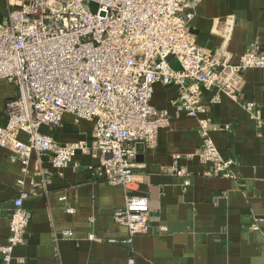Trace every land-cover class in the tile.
Returning a JSON list of instances; mask_svg holds the SVG:
<instances>
[{
    "label": "crops",
    "instance_id": "1",
    "mask_svg": "<svg viewBox=\"0 0 264 264\" xmlns=\"http://www.w3.org/2000/svg\"><path fill=\"white\" fill-rule=\"evenodd\" d=\"M188 1L195 11L189 29L199 46L231 63L247 50L264 49V0ZM17 6L16 0H0V22ZM16 94L15 85L0 80L1 125L7 123V101ZM216 94L221 100L211 104L209 115L223 128L211 136L221 156L235 160V176L207 175L213 164L197 153L198 120L177 111L175 85L157 83L152 104L169 112L170 123L154 146L137 149L134 185V193L148 198L152 227L129 243L128 228L114 220V211L125 204L124 188L94 179L87 168L96 162L90 154L79 153L60 174L49 154L33 153L24 173L21 160L0 147V246L10 236L21 191L28 194L23 207L31 213L10 264H127L131 256L136 264H264V126L257 128L243 107L254 101L264 120V69L242 73L236 98L217 87L205 90L204 98ZM94 126L93 120L76 121L65 113L59 126L43 125L40 131L60 143L91 142ZM175 163L187 170L188 186L170 171Z\"/></svg>",
    "mask_w": 264,
    "mask_h": 264
},
{
    "label": "built area",
    "instance_id": "2",
    "mask_svg": "<svg viewBox=\"0 0 264 264\" xmlns=\"http://www.w3.org/2000/svg\"><path fill=\"white\" fill-rule=\"evenodd\" d=\"M16 1L8 21L0 22V80L17 88L6 104L7 123L0 124V147L21 160L24 173L33 153L49 154L60 174L79 153L90 154L96 160L87 167L91 176L124 188L125 204L114 211V220L128 228L126 242L148 233V198L134 193L135 158L137 144L154 146L159 131L170 123L169 112L152 104L154 87L162 83L178 88L177 111L199 122L197 153L202 162L213 164L207 175L235 176V160L224 159L211 136L212 130L223 128L209 115L220 94L206 100L204 92L217 87L236 98L242 73L264 69V49L247 50L231 63L199 46L189 29L195 11L188 0ZM90 1L97 4L96 11ZM243 107L257 128L264 126L254 101L246 100ZM65 113L76 121H94L91 142L60 143L40 131L43 125L59 126ZM21 133L27 138L21 139ZM170 171L183 176L185 186L190 184L185 168L175 163ZM27 196L21 191L14 199L11 233L0 246L3 264L11 263L14 248L24 242L31 218L23 207ZM251 229H258V222ZM127 264H136L135 258L129 257Z\"/></svg>",
    "mask_w": 264,
    "mask_h": 264
},
{
    "label": "water",
    "instance_id": "3",
    "mask_svg": "<svg viewBox=\"0 0 264 264\" xmlns=\"http://www.w3.org/2000/svg\"><path fill=\"white\" fill-rule=\"evenodd\" d=\"M89 6L90 8L92 9V11H96L97 9V4L94 2V1H90L89 2ZM171 65L174 67V68H179V65L178 63L175 61V60H171ZM145 147V145L143 143H138L137 144V149L138 150H143Z\"/></svg>",
    "mask_w": 264,
    "mask_h": 264
}]
</instances>
